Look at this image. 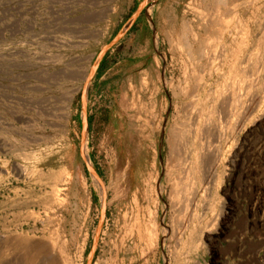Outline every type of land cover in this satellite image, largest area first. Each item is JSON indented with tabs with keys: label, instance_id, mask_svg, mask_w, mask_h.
Masks as SVG:
<instances>
[{
	"label": "rangeland",
	"instance_id": "rangeland-1",
	"mask_svg": "<svg viewBox=\"0 0 264 264\" xmlns=\"http://www.w3.org/2000/svg\"><path fill=\"white\" fill-rule=\"evenodd\" d=\"M144 2L0 0V238L29 237L60 256L55 262L88 264L105 200L91 264H264V174L247 168L264 159V125L255 128L264 105L228 124L217 108L232 81L228 65L212 72L195 60L198 30L206 37L200 28L215 14L231 18L240 41H254L264 29V0H147L130 24ZM227 44L242 53L244 68L250 53ZM80 66L92 69L89 80L78 75ZM65 72L63 84L53 85ZM76 88L67 118L61 98ZM193 103L198 131L183 143L195 122ZM209 113L222 134L205 126ZM206 149L212 154L203 155ZM188 152L196 171L182 203L174 184ZM19 261L14 251L6 264Z\"/></svg>",
	"mask_w": 264,
	"mask_h": 264
},
{
	"label": "bare ground",
	"instance_id": "bare-ground-1",
	"mask_svg": "<svg viewBox=\"0 0 264 264\" xmlns=\"http://www.w3.org/2000/svg\"><path fill=\"white\" fill-rule=\"evenodd\" d=\"M91 1V0H90ZM201 1V0H199ZM228 1V0H227ZM242 1V0H241ZM204 2V0H203ZM225 2V1H224ZM95 3V2H94ZM238 3V2H237ZM203 5V3H201ZM208 3H206L207 5ZM210 4V3H209ZM205 5V6H206ZM218 5V4H217ZM204 6V7H205ZM214 6V5H213ZM220 6V5H219ZM235 6V5H234ZM237 6V5H236ZM218 7V6H216ZM242 7V6H241ZM112 8V7H111ZM110 8V9H111ZM116 8V7H115ZM197 8V7H196ZM206 8V7H205ZM221 8V7H220ZM208 9V7H207ZM214 9V8H213ZM248 9V8H247ZM117 10V9H116ZM215 10V9H214ZM217 10V9H216ZM229 10V9H228ZM231 10V9H230ZM225 12V10H224ZM201 13V12H200ZM226 14V13H225ZM238 14V13H237ZM88 15V14H86ZM195 15V14H194ZM210 15V14H209ZM234 15V13H233ZM240 15V14H239ZM245 15V14H244ZM206 16V15H204ZM203 16V18H204ZM200 17V16H199ZM188 18V17H187ZM196 18V17H195ZM228 18V17H227ZM263 18V17H262ZM88 19V18H87ZM198 19V17H197ZM206 19V17H205ZM214 19V21L212 20ZM212 19H208L209 21L202 26L203 31H205L207 33L206 37L203 38L202 32H200L198 30V34L200 37H196L195 42H197V47H196V59L198 61V63H204L202 64L203 66H205V68H208L209 70H211L213 72V70L220 72L222 71L227 64L228 68H229V77L231 76V82L229 84L226 85V87L223 89V91L221 92V94L219 95L218 99H217V104L219 106H217V108L219 109L220 115H222V117L226 120V122H238L240 121L242 118H244L245 116L248 115V113L251 111L252 108H255L257 106H260L261 104L264 105V29L261 30L260 34L256 36V38L254 39V41H249L248 44H246V39L245 40H241L240 41V35L239 32L237 33V27L236 25H233L231 21H229L231 18H229L228 20H226V16L223 18L222 16H219V14H215V16ZM86 20V19H85ZM190 20V18L188 19ZM196 20V19H195ZM207 20V19H206ZM204 20V21H206ZM87 21V20H86ZM191 21V20H190ZM197 21V20H196ZM203 21V22H204ZM212 21V22H211ZM79 22V21H78ZM93 22V20H92ZM97 22V21H96ZM199 22V21H197ZM202 22V21H201ZM235 22V21H234ZM194 24V23H193ZM243 24V23H242ZM59 25V24H58ZM63 26V25H62ZM196 26V25H194ZM256 26V25H255ZM257 28V27H256ZM57 29V28H56ZM59 30V29H58ZM194 30V29H192ZM205 34V33H204ZM87 35V34H86ZM72 36V35H71ZM196 36V35H195ZM182 38V37H181ZM83 40V39H82ZM188 40V39H187ZM230 40L232 42H237V44L239 45V51L245 50L248 51L250 54H248L249 58H248V64L242 68L241 65L237 64V60H238V56L242 55V53L237 52L236 50H231L230 53V49H229V44H227V41ZM194 41V40H193ZM193 43V42H192ZM52 44V43H51ZM55 44V43H54ZM58 45V44H57ZM183 45V44H182ZM179 46V45H178ZM191 46V45H190ZM66 47V46H65ZM183 47V46H182ZM241 47V48H240ZM188 49V48H187ZM181 52V51H180ZM179 53V52H178ZM187 53V52H186ZM41 56V55H40ZM194 57V56H193ZM257 57V59L255 58ZM41 58V57H40ZM90 58V57H89ZM254 58V59H253ZM79 60V59H77ZM254 60V61H253ZM74 61V60H73ZM193 61V60H192ZM48 62V60H47ZM76 62V61H75ZM194 62V61H193ZM192 63V62H191ZM194 64V63H193ZM197 66V65H196ZM82 66H80L77 70L79 71L76 72L78 73V75L80 76V78H84V79H88V77L91 75V70H88V68H84L83 67V71L80 69ZM188 67V66H187ZM199 67V65H198ZM204 68V69H205ZM201 69V68H200ZM43 70V69H42ZM46 70V69H45ZM190 70V69H189ZM63 71V70H61ZM228 71V70H227ZM60 72V70H59ZM196 72V71H195ZM35 73V71H34ZM70 73V72H69ZM73 73V72H71ZM188 73V72H187ZM216 73V72H215ZM33 74V73H32ZM191 74V73H190ZM207 74V73H206ZM30 75V74H29ZM183 75V74H182ZM181 75V76H182ZM189 75V74H188ZM31 76V75H30ZM37 76V75H36ZM40 76V75H39ZM65 76H70L68 73H64L61 74V77L58 76H53V78L55 79L52 84L54 85V83L56 84H63V80L65 79ZM73 76L75 77V74H73ZM78 76V78H79ZM207 76V75H206ZM29 77V76H28ZM38 77V76H37ZM49 77V75L47 76ZM184 77V76H183ZM196 77V76H195ZM220 77V76H219ZM77 78V77H76ZM180 78V76H179ZM191 78V77H190ZM224 79V78H223ZM89 80V79H88ZM185 80V79H184ZM190 80V79H189ZM66 81V80H65ZM187 81V80H186ZM67 82V81H66ZM178 83V81H177ZM192 83V82H191ZM196 83V90H199L201 88H203V79H198ZM208 83V82H207ZM213 84V83H212ZM180 85V84H179ZM187 85V84H186ZM35 86V85H34ZM208 86V85H207ZM211 86V85H210ZM26 87V86H25ZM42 87V86H41ZM46 88V87H45ZM181 88V87H180ZM186 88V87H184ZM183 88V89H184ZM209 89V88H208ZM222 89V88H221ZM49 90V89H48ZM52 90V89H51ZM79 90V88H76L74 90H70L67 91L64 96L61 98L63 99V103L65 104V107L63 106L62 109L66 110V117L68 118V116L70 115V109H71V101L74 97V94ZM217 90V89H216ZM210 92V91H208ZM197 93V92H196ZM207 93V92H206ZM213 93V92H212ZM53 95V94H52ZM181 95V94H180ZM178 95V96H180ZM193 95V94H192ZM211 96V95H210ZM209 96V97H210ZM47 98V96H45ZM52 98V97H51ZM59 98V97H58ZM182 99V98H181ZM185 99V98H184ZM187 99V98H186ZM55 100V99H54ZM47 101V100H46ZM60 101V100H58ZM56 102V101H55ZM188 102V101H187ZM198 102V101H197ZM59 103V102H58ZM214 103V102H213ZM43 106V105H42ZM41 106V107H42ZM46 106V105H45ZM61 106V105H60ZM210 106V105H209ZM208 106V108H209ZM45 108V107H44ZM49 108V107H48ZM198 106L195 105L194 103L192 104V111H193V117L195 118V122H193V125H189V129L184 131L183 134L184 136L182 137V141L183 143H185L187 141V138L189 136H191V134H195L196 136V132L198 131V128L196 129V111H197ZM212 108V107H211ZM210 108V109H211ZM54 109V108H53ZM212 110V109H211ZM264 110V109H263ZM189 112V111H188ZM207 112V111H206ZM263 112V111H262ZM252 113V112H251ZM51 114V112H50ZM190 114V112H189ZM188 114V115H189ZM48 115V114H47ZM155 115V114H154ZM250 115V114H249ZM50 116V115H49ZM62 116V115H61ZM64 117V116H62ZM251 117V116H250ZM192 118V117H191ZM218 118V117H217ZM187 119V118H186ZM205 119V118H204ZM53 120V119H52ZM54 121V120H53ZM221 121V119H220ZM205 122V126L207 128L210 127H216L217 130L219 129L218 132L221 133L222 129L218 128L217 124L214 123V117L211 116V113H209L207 115L206 121ZM203 122V123H204ZM241 122V121H240ZM255 122V121H254ZM54 124V123H53ZM229 124V123H228ZM237 125V124H236ZM264 125V113L262 114V116L260 118H258L256 120V124H255V128H259L261 126ZM223 126V125H222ZM224 127V126H223ZM201 129V128H200ZM226 129V128H224ZM233 129V128H232ZM241 129V128H239ZM254 129V128H253ZM254 129V130H256ZM238 130V129H236ZM204 131V130H203ZM217 132V133H218ZM263 132V131H261ZM245 133V131H244ZM260 133V132H258ZM257 133V134H258ZM177 134V133H176ZM175 137H178V135ZM205 134V132H204ZM216 134V133H215ZM262 134V133H261ZM203 135V134H202ZM244 135V134H243ZM250 135V134H249ZM212 136V135H210ZM214 136V135H213ZM213 136L211 137V139L213 138ZM222 136V135H221ZM253 136V135H252ZM260 136V135H259ZM207 137V136H206ZM209 137V136H208ZM215 137V136H214ZM224 137V136H222ZM244 138V137H243ZM260 138V137H259ZM210 139V137H209ZM210 139V140H211ZM230 139V138H229ZM251 139V137H250ZM34 140V139H32ZM196 140V138H195ZM202 141V140H201ZM179 143V142H178ZM201 143V142H200ZM211 143V142H210ZM209 143V144H210ZM231 143V142H230ZM180 144V143H179ZM242 144V143H241ZM177 145V144H175ZM202 144H200L201 146ZM262 145V144H261ZM260 145V146H261ZM209 146V145H207ZM259 146V147H260ZM178 147V145L176 146ZM175 147V148H176ZM202 147V146H201ZM221 147V146H220ZM257 147V145H256ZM174 148V147H173ZM228 148V147H227ZM263 148V147H262ZM261 148V150H262ZM218 150V149H217ZM243 150V146H240L238 148L235 149L234 151V155L233 158L231 160V164L233 166V169H231V173L230 175H233L232 171L234 170V168L237 167L238 165V157L240 156L241 152ZM249 150V149H248ZM247 150V151H248ZM201 151V150H200ZM211 149H206L205 152H203V155H211L212 151ZM259 151V149H258ZM257 151V152H258ZM264 151V150H263ZM219 152V151H218ZM246 152V151H245ZM178 154L181 153L180 151L177 152ZM176 153V154H177ZM259 153V152H258ZM181 155H183L181 153ZM255 155V154H254ZM196 157V154L194 155ZM218 157V156H217ZM258 157V156H257ZM206 158L204 159V162L206 163ZM192 159V152H188L187 154H185L184 156H182L181 158V162H180V166H181V174L179 173V181H175L174 184V193L175 191H177L176 194V198L179 202H186L189 201L190 197L189 195L191 194V187H190V183L189 180L191 179L190 176L192 175L193 171H196V168L194 167V164L191 161ZM218 159V158H217ZM228 161V159H227ZM240 163V162H239ZM175 165V164H174ZM205 167V166H204ZM210 167V166H209ZM204 168V170H206L205 173V177L208 178L210 177V171L212 170L211 167L210 168ZM252 167L256 168V169H261L262 170V174H264V159L263 158H256L255 160H250L249 165H247L248 170L252 169ZM201 168V167H200ZM247 171V170H246ZM253 171V170H251ZM256 171V170H255ZM215 173V171L213 172ZM172 174V173H171ZM193 176V175H192ZM232 177V176H229ZM263 178L264 175H261L260 178ZM194 178V176H193ZM247 178V177H246ZM99 179V178H98ZM214 179V178H212ZM229 179V178H228ZM100 180V179H99ZM137 180V179H136ZM193 180V179H192ZM258 180V178H257ZM195 181V180H194ZM139 182V181H138ZM213 182V180H212ZM246 182V181H245ZM254 182V181H253ZM264 181L262 180V183ZM211 183V182H210ZM261 183V184H262ZM212 184V183H211ZM194 185V184H193ZM192 185V186H193ZM209 185V183H208ZM135 186V185H134ZM247 186V185H246ZM251 187V186H250ZM195 188V187H194ZM196 189V188H195ZM102 191V190H101ZM256 191V190H254ZM261 191V190H260ZM194 193V192H193ZM208 193V192H207ZM255 193V192H254ZM257 193V192H256ZM205 194V193H204ZM203 194V195H204ZM210 194V193H208ZM207 196V195H206ZM210 196V195H209ZM105 198V196H103ZM176 198H174V200H176ZM203 199V198H202ZM176 200V201H177ZM256 200V199H255ZM251 201V200H250ZM257 201V200H256ZM262 201V200H261ZM178 202V204H179ZM193 203V201H192ZM188 204V202H187ZM186 204H184L185 206ZM189 205V204H188ZM191 205V204H190ZM228 205V204H227ZM261 205V204H260ZM180 206V205H179ZM187 207V206H186ZM190 207V206H189ZM188 207V208H189ZM193 208V207H192ZM196 208V207H195ZM186 209V208H185ZM184 209V210H185ZM193 210V209H192ZM204 210V209H203ZM206 210V209H205ZM187 211V210H186ZM183 212V211H182ZM208 212V211H207ZM248 212V211H247ZM149 213V212H148ZM186 213V212H185ZM188 213V211H187ZM195 213V212H193ZM192 213V214H193ZM215 213V212H214ZM212 213V214H214ZM255 213V212H254ZM173 214V213H172ZM203 214V212H202ZM184 215V214H183ZM181 215V216H183ZM216 215V214H214ZM175 216V215H174ZM180 216V217H181ZM186 216V215H184ZM193 216V215H192ZM222 216V215H221ZM223 217V216H222ZM178 218V217H177ZM185 218V217H183ZM221 218V217H220ZM173 219V218H172ZM259 219V218H258ZM179 220V218H178ZM184 222V219H182ZM209 220V219H208ZM246 220V219H245ZM189 221V220H188ZM222 221V220H221ZM224 221V220H223ZM254 221V220H253ZM175 222V221H174ZM255 222V221H254ZM213 223V222H212ZM152 224V223H151ZM262 224V223H261ZM217 225V224H215ZM246 225V224H245ZM214 228V225H212ZM211 226V227H212ZM223 226V225H222ZM242 226V225H241ZM240 226V227H241ZM244 226V224H243ZM154 227V226H153ZM142 228V227H140ZM161 228V227H160ZM186 228V226L184 227ZM130 229V228H129ZM241 231L244 230L242 227L240 228ZM246 229V228H245ZM254 229V228H253ZM154 230V229H153ZM185 229L180 230L184 232ZM207 230H211L210 227L206 228V232ZM146 231V229L144 230ZM150 231V230H149ZM148 231V232H149ZM238 231V230H237ZM256 231V230H255ZM142 235H144L143 230L139 231ZM173 232H174V228H173ZM183 232H181L183 234ZM253 232V231H252ZM261 232V231H260ZM223 233V232H222ZM264 233V232H263ZM218 234V233H217ZM236 234V233H235ZM206 235V234H205ZM238 235V234H237ZM256 235V234H255ZM262 235V234H261ZM245 236V234H244ZM16 237V236H15ZM12 239V238H11ZM10 239V240H11ZM17 239V238H16ZM263 240V239H262ZM249 241V240H248ZM50 242V241H49ZM177 242V241H176ZM249 243V242H248ZM44 244V242H43ZM42 243H39L36 240H33L32 238H27L26 240L22 241V242H17V241H7L4 240L2 238H0V264H6V260L8 258V255L14 251H16V253H19L20 256V261L17 264H57L60 262H58V255H56L54 253V250L52 253H54L53 255H49V248L46 249V245H43ZM244 244V243H243ZM52 245V244H51ZM178 245V244H177ZM252 245V243H251ZM262 246V242L261 243H257L256 246ZM248 246V245H247ZM253 247V246H252ZM246 249V248H245ZM256 249V247H255ZM254 249V250H255ZM176 250V249H175ZM253 250V249H252ZM49 251V252H48ZM245 251V250H244ZM256 251V250H255ZM251 252V251H250ZM175 253V252H174ZM45 254V256H44ZM258 254V253H257ZM43 255V256H42ZM247 255V254H246ZM42 256V259H41ZM53 256L55 258H57V262H55V259L53 258ZM57 256V257H56ZM247 257V256H246ZM251 258V255L249 257V259ZM256 258V257H255ZM15 259V258H14ZM255 260V259H254ZM61 261V260H60ZM257 261V259H256ZM17 262V261H16ZM15 263V262H14ZM63 264V263H61Z\"/></svg>",
	"mask_w": 264,
	"mask_h": 264
},
{
	"label": "water",
	"instance_id": "water-1",
	"mask_svg": "<svg viewBox=\"0 0 264 264\" xmlns=\"http://www.w3.org/2000/svg\"><path fill=\"white\" fill-rule=\"evenodd\" d=\"M146 2H147V0H145V2H144L143 4L140 5L138 11L134 14L133 18L131 19L130 24H133V23L136 21V19H137L139 13L141 12V10H142L143 6L146 4ZM122 35H123V34L118 35V37H117V38H116V39H115L110 45L116 43V42L122 37ZM110 45H108L107 47H105V49L102 51V53H101L100 56L98 57V60H97V62H96V64H95V69L98 67V64H99L100 59L102 58V56H103L104 52L106 51V49H107L108 47H110ZM95 69H93V71H94ZM91 76H92V75H91ZM90 79H91V77H90ZM83 110H84V114L86 115V101H85V96H84ZM84 123H85V130L87 131L88 128H89V126H88V118H87L86 116H85V119H84ZM89 169L92 171V173H93V175H94L95 177H97V178H99L100 180H102L101 177H100V174L98 173V171H96L91 165H89ZM105 213H106V212H105V200H104V203H103V211H102V217H101V219H100V222H99V225H98V228H97V231H96V236H95L94 246H93V248H92V250H91L88 264H91L92 261H93V257H94L95 249H96V242H97V239H98L99 233H100V231H101V228H102V226H103V221H104Z\"/></svg>",
	"mask_w": 264,
	"mask_h": 264
},
{
	"label": "trees",
	"instance_id": "trees-1",
	"mask_svg": "<svg viewBox=\"0 0 264 264\" xmlns=\"http://www.w3.org/2000/svg\"><path fill=\"white\" fill-rule=\"evenodd\" d=\"M105 68V63L102 64L101 71Z\"/></svg>",
	"mask_w": 264,
	"mask_h": 264
}]
</instances>
